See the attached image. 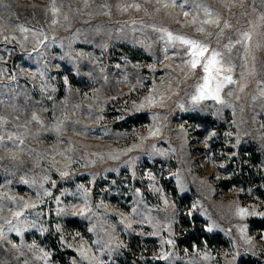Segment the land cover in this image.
Masks as SVG:
<instances>
[{
  "label": "rangeland",
  "instance_id": "obj_1",
  "mask_svg": "<svg viewBox=\"0 0 264 264\" xmlns=\"http://www.w3.org/2000/svg\"><path fill=\"white\" fill-rule=\"evenodd\" d=\"M196 2L203 33L171 0H0V264H264V0ZM159 29L234 66L223 103Z\"/></svg>",
  "mask_w": 264,
  "mask_h": 264
},
{
  "label": "snow or ice",
  "instance_id": "obj_2",
  "mask_svg": "<svg viewBox=\"0 0 264 264\" xmlns=\"http://www.w3.org/2000/svg\"><path fill=\"white\" fill-rule=\"evenodd\" d=\"M51 2H52L51 11L53 13V16H55L57 12L59 11V9L57 8L56 0H51ZM157 2L159 3V0H157ZM171 3L173 6H179L180 8H184L186 5H190L192 8H194L197 11L202 10L204 12V15L206 17H209V19H205L201 21V26L197 28L198 32L203 33L205 31L204 27L202 26L203 24L219 23L218 17L216 19H211L212 12L209 7H207L206 5L197 3L196 0H182V2L179 4L177 0H171ZM102 6L107 7V5H102ZM130 6L136 7V8L140 7V5L138 4H134ZM164 6L167 7V4H165ZM124 10L126 11L127 8L125 7ZM183 14L187 16L189 13L185 11ZM65 19H67V17H65ZM260 19L264 21V14L261 15ZM192 22L193 23L196 22L195 17L193 18ZM52 23H56V20L53 19ZM224 26L229 27L227 23H225ZM22 30H23V27H22ZM159 31H163L166 33L167 38H168V43L172 44L173 46H175L178 43L182 47V49L184 50L185 56L187 57L184 63L190 70H195L197 69V67H201L203 69L204 75L201 77L202 82H198L195 85L196 95L192 97L193 101L198 102L203 99L212 98V99H215L223 103L224 101L221 100V97H220L221 90L225 87L226 84L237 83V81H235L231 75V73L233 72L234 66L225 67L223 59L221 57V53L217 51L216 49H210L209 44L206 42H203L201 39L191 38L186 35H174L172 32H169L167 29H159ZM221 34H222V31H221ZM244 36L246 39H250V36L247 33H245ZM243 87L244 86L242 85L241 90L243 89ZM152 103H153L152 98L148 97L147 98L148 106H151ZM145 106L146 105L142 103L140 105H137L136 109L137 111H139L143 109ZM38 119L39 117L33 114V120H38ZM65 119H67V117H65ZM2 120L3 118L0 117V121ZM56 130L59 131V125L57 126ZM150 134L154 135L155 133L150 132ZM3 139L4 137L0 136V141H3ZM8 139L13 140L14 137L8 136ZM16 139H18V137ZM20 142L23 143V141H20ZM60 175L64 177V176H67L68 173L61 172ZM45 179H47V177H45ZM22 182L29 183V181L27 180H23ZM32 183H35V181H32ZM53 184H55L54 181H53ZM44 195H49L47 190H45ZM10 199L15 200L16 198L11 197ZM28 207H35V205H29L25 203L24 208H28ZM193 208H195V205H193ZM76 214L77 213H73V215H76ZM190 214L191 213H189V215ZM236 214L242 218L248 215H257V213L255 212H249L248 208L239 207V206H237L236 208ZM20 215H22V212L14 213V216L16 217H19ZM260 215H264V214H260ZM6 223H8L10 226L9 231H17V232L19 231V229L13 228L11 226L12 221H6ZM208 230L211 231V228H209ZM0 235H2V231H0ZM167 243H172V241L169 240L167 241ZM41 251L43 254L41 256H38L37 259H46L47 257L51 255V253L49 252H43V250ZM81 255L82 256L85 255V253L82 250H81ZM162 258H166V257H162ZM25 264H27V262H25Z\"/></svg>",
  "mask_w": 264,
  "mask_h": 264
},
{
  "label": "trees",
  "instance_id": "obj_3",
  "mask_svg": "<svg viewBox=\"0 0 264 264\" xmlns=\"http://www.w3.org/2000/svg\"><path fill=\"white\" fill-rule=\"evenodd\" d=\"M201 123H204L205 125H209L208 123H207V121H206V119H204L203 121L201 120ZM196 217H194L193 219H195ZM190 228H192L191 226H190ZM193 229L194 230H190L187 234H186V236L184 237V239H185V241H194V240H196L197 239V237H198V235L196 234V232H195V225L193 226ZM51 238V247L53 248V249H55L56 251H59V247H58V245H57V243H56V239H55V237H50ZM65 256V255H64ZM64 256H62V255H59V261L60 262H62V264H67V260H66V258H63Z\"/></svg>",
  "mask_w": 264,
  "mask_h": 264
}]
</instances>
